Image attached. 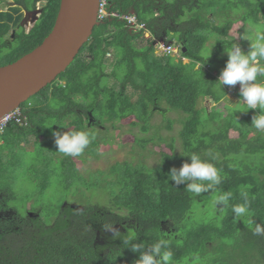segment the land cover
<instances>
[{
	"label": "trees",
	"instance_id": "trees-1",
	"mask_svg": "<svg viewBox=\"0 0 264 264\" xmlns=\"http://www.w3.org/2000/svg\"><path fill=\"white\" fill-rule=\"evenodd\" d=\"M16 1L28 10L38 2ZM60 5L61 0H47L29 31L20 25L18 8L12 9L15 14L0 12V67L44 41ZM109 9L136 14L145 28L135 30L120 18H104L67 69L21 104L23 123L11 122L0 133V264H135L139 253L124 248L119 238L98 247L99 234L109 233L104 223L123 226L125 235L128 229L136 231L134 243L146 247L165 239L173 264H264V237L250 231L253 221L264 223V133L251 125L260 110L225 115L200 106L204 96L218 102L228 93V87L222 91L215 85L227 63L225 48L237 40L246 52V34L253 35L259 26L257 35H264V0H111ZM211 33L219 36L217 73L207 68L208 61L197 68ZM173 35L180 50L176 59L156 47L159 40L174 43ZM234 88L241 99L240 85ZM167 109L186 114L184 120L181 113L164 116L170 130L183 122L180 150L175 137L148 135L156 128L151 123L154 113ZM121 124L141 130L133 134L128 158L106 170L83 171L90 160L102 156L103 147L113 142L110 131ZM70 128L94 137L79 157L56 150L53 131ZM160 141L167 149L149 148ZM181 152L205 158L209 152L216 154L213 163L222 183L199 195L184 184L175 186L170 170L190 162ZM150 153L158 156L154 164L145 161ZM21 175L30 190H17ZM94 191L104 192V203L92 201ZM229 191V205L215 202L218 194ZM244 193L250 215L239 219L231 205L244 203Z\"/></svg>",
	"mask_w": 264,
	"mask_h": 264
},
{
	"label": "clouds",
	"instance_id": "clouds-1",
	"mask_svg": "<svg viewBox=\"0 0 264 264\" xmlns=\"http://www.w3.org/2000/svg\"><path fill=\"white\" fill-rule=\"evenodd\" d=\"M173 44L179 48L175 43ZM225 51L228 55L227 63L215 85L223 91L224 86L235 87L239 84L241 99L235 103L236 106L232 110L235 112L259 109V113L253 116L251 125L257 132L264 133V82L260 80L264 77V63H261L264 61V35L251 39L250 49L247 52L243 50L237 40L231 42ZM211 52L210 54H201L203 63L197 65L198 69H202V65L211 56ZM53 137L56 150L66 157L81 156L94 139L91 133L72 128L63 133L53 131ZM181 154L190 157V162L185 161L181 167H173L170 170L169 179L174 182L175 186L184 184L188 192L199 195L214 191L222 183L220 170L213 163L217 159L216 154L207 153L209 158H205L197 152H181ZM231 199L230 191L223 192L215 197V202L227 206ZM244 201V203L231 205V211L236 218L243 219L250 215L247 193H244ZM102 227L111 232L114 238L121 239L124 248H130L131 251L139 253L135 264H173V253L167 250L169 246L165 239H159L146 247L143 244L134 243L137 237L134 230L128 229L125 235L116 229L113 223H104ZM250 231L255 236L264 237V223H254L253 221Z\"/></svg>",
	"mask_w": 264,
	"mask_h": 264
},
{
	"label": "water",
	"instance_id": "water-1",
	"mask_svg": "<svg viewBox=\"0 0 264 264\" xmlns=\"http://www.w3.org/2000/svg\"><path fill=\"white\" fill-rule=\"evenodd\" d=\"M98 6L99 0H61L55 25L44 41L0 67V117L20 107L67 69L101 23Z\"/></svg>",
	"mask_w": 264,
	"mask_h": 264
},
{
	"label": "rangeland",
	"instance_id": "rangeland-1",
	"mask_svg": "<svg viewBox=\"0 0 264 264\" xmlns=\"http://www.w3.org/2000/svg\"><path fill=\"white\" fill-rule=\"evenodd\" d=\"M8 1H10V0H8ZM6 4H7V2H6ZM6 4L1 3L0 8L6 9L5 8ZM38 5H40V6H39L38 11L36 13H27L25 15V18L23 20V25L27 30H29L33 26V24L35 23V21L38 19L39 15H40L43 2L38 3ZM237 27L238 26L233 27V31H234L233 33L235 34L236 37L238 36ZM256 28H257V31H254L253 35L246 34V36H245V37H248V38H245V43H246L245 50L247 49L246 52L250 49L251 39H255L258 36L257 34L260 33L261 27L258 26ZM13 38H14V31H11L10 34L7 36V40L10 42ZM209 38L210 39L205 44V46L202 50V53L210 54V52L212 50L211 56L207 60L208 64H209L207 66V68H211V69L213 68V72L217 73L216 71H217V69L219 70L220 67L217 66V65H219L218 63L214 62L215 61L214 56L216 53V43H217L219 36L216 33H211ZM177 39H178L177 36L173 35V41L175 44L176 43L178 44ZM174 52L175 53L173 54V56L176 59L178 56H180L179 55L180 54L179 48L176 47V50ZM224 54H226V52ZM186 61H188V60H186ZM220 74L221 73H219V72L217 73V75H220ZM226 87L229 88L228 93L221 101L217 102L215 100H212V98L209 96H204L200 99V106H203V107L205 106L207 109V112L218 110L225 115L228 113V111H233L232 109L236 106L235 103L239 102L240 99L237 96L236 88L229 87V86H226ZM217 88H219V87L217 86ZM180 113L183 114L182 118L184 120L186 118V114L182 111H179V110L171 111L170 109L169 110L167 109L165 111V113H162V111H158V112L154 113V115L152 116V119H151V123L156 128H151L148 135H152L155 132H158L160 135H163V136L168 137V138L171 136L175 137L176 138L175 139L176 140L175 141L176 146L180 150V148H179L180 147V141H179L178 131H179L183 122H181V123L175 122L174 128L170 130L169 128L166 127L167 121L164 119L165 117H168V116L173 117V118H177L178 114L181 115ZM206 114L207 113H204L203 117ZM131 131H133V133ZM136 132L140 133L141 132L140 128H138V126H136V125L131 126L129 124L120 126L119 130L112 129L110 131V135L112 136L113 142L110 143L109 145L103 147L104 153L102 154V156L99 159L90 160L87 164H85L82 167V170L83 171H85V170H98V169L106 170L111 163H113L117 160H123L124 158H128V152L134 144V143H132L133 134H135ZM142 134H143V132H142ZM148 146H149V148H155L156 150L161 149V148L167 149L166 143H164V141H160V143H156V144L149 143ZM135 150L139 151L137 148H135ZM144 154H146V150H145ZM156 160H158V156L154 153H150L149 155H147V158L145 161L148 164H154L156 162ZM15 186H16L17 190H19L20 192H23L24 189L25 190L31 189V184L28 181L23 182V176L22 175L19 177ZM60 188H61V186H60ZM88 194L91 195L90 192ZM93 194L97 197H94L92 199V201H101L102 203H104V201L106 200L104 192H99V191L95 192L94 191ZM56 196L58 197V195H56ZM68 199L72 204H74L77 207H80L82 205L81 201H79L78 199H75V200H73L71 198H68ZM115 228L118 229L120 232L124 231V228L121 225L116 226ZM112 238H113V235L111 232H109L106 236L99 234V236L97 238L98 247L104 246L105 244L109 243L112 240Z\"/></svg>",
	"mask_w": 264,
	"mask_h": 264
},
{
	"label": "built area",
	"instance_id": "built-area-1",
	"mask_svg": "<svg viewBox=\"0 0 264 264\" xmlns=\"http://www.w3.org/2000/svg\"><path fill=\"white\" fill-rule=\"evenodd\" d=\"M110 2L111 0H99L98 6V19L102 21L104 18L108 16L117 17L124 21H126L131 28L133 29H140L145 28V24L142 22L138 23V19L136 14L134 13H120L119 11L110 10ZM146 35L149 36L150 34L146 31ZM156 47L162 53L172 54L176 50V46L172 42H165V41H158L156 43ZM24 121V116L20 110V108H15L0 117V133L4 132L6 127L11 122H17L22 124Z\"/></svg>",
	"mask_w": 264,
	"mask_h": 264
},
{
	"label": "flooded vegetation",
	"instance_id": "flooded-vegetation-1",
	"mask_svg": "<svg viewBox=\"0 0 264 264\" xmlns=\"http://www.w3.org/2000/svg\"><path fill=\"white\" fill-rule=\"evenodd\" d=\"M1 2H0V4L2 3V4H6V2H7V4L5 5L6 7V9H3V8H0V12H12V13H14L15 14V12L14 11H12V9L14 8H18L19 9V12L18 13H21L22 15H23V17H22V20H21V22H20V25L22 26V28L24 27V25H23V20H24V18H25V15L27 14V13H36L37 11H38V8H39V6L40 5H38V3H42L43 2V5H42V10H41V12H40V15H39V17H38V19L35 21V23L39 20V18H40V16H41V14H42V12H43V8H44V6L46 5V3H47V0H38V2L36 3V7L34 8V9H32V10H28V9H26L25 8V6L23 5V3H18L16 0H10V1H6V0H0ZM35 23L33 24V26L35 25ZM32 26V27H33ZM31 27V28H32ZM25 28V27H24ZM30 28V29H31ZM29 29V30H30ZM25 30L26 31H29V30H27L26 28H25ZM11 31H14V36H15V32H16V29L14 28V29H12ZM10 31V32H11ZM10 34V33H9ZM8 34V35H9ZM13 40V39H12Z\"/></svg>",
	"mask_w": 264,
	"mask_h": 264
},
{
	"label": "crops",
	"instance_id": "crops-1",
	"mask_svg": "<svg viewBox=\"0 0 264 264\" xmlns=\"http://www.w3.org/2000/svg\"><path fill=\"white\" fill-rule=\"evenodd\" d=\"M185 60V62H188L189 61V59H184ZM186 60H188V61H186Z\"/></svg>",
	"mask_w": 264,
	"mask_h": 264
}]
</instances>
